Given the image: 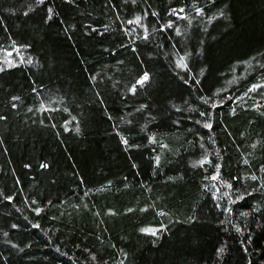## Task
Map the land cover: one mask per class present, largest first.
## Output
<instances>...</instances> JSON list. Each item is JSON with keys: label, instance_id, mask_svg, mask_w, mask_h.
Segmentation results:
<instances>
[{"label": "trees", "instance_id": "1", "mask_svg": "<svg viewBox=\"0 0 264 264\" xmlns=\"http://www.w3.org/2000/svg\"><path fill=\"white\" fill-rule=\"evenodd\" d=\"M0 264H264V0H0Z\"/></svg>", "mask_w": 264, "mask_h": 264}, {"label": "snow or ice", "instance_id": "2", "mask_svg": "<svg viewBox=\"0 0 264 264\" xmlns=\"http://www.w3.org/2000/svg\"><path fill=\"white\" fill-rule=\"evenodd\" d=\"M145 79H147V76H145Z\"/></svg>", "mask_w": 264, "mask_h": 264}]
</instances>
